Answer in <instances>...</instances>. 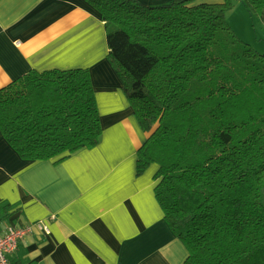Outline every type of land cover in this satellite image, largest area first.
<instances>
[{
	"label": "trees",
	"instance_id": "16d2710c",
	"mask_svg": "<svg viewBox=\"0 0 264 264\" xmlns=\"http://www.w3.org/2000/svg\"><path fill=\"white\" fill-rule=\"evenodd\" d=\"M86 1L101 14L109 61L148 134L137 175L158 166L155 196L187 246L184 264H264V54L227 21L235 1L264 17V0ZM0 131L29 161L98 147L90 71L31 70L0 88ZM16 212L0 201V224ZM15 252L10 264H35Z\"/></svg>",
	"mask_w": 264,
	"mask_h": 264
},
{
	"label": "crops",
	"instance_id": "0c3cea01",
	"mask_svg": "<svg viewBox=\"0 0 264 264\" xmlns=\"http://www.w3.org/2000/svg\"><path fill=\"white\" fill-rule=\"evenodd\" d=\"M161 5L172 0H139ZM221 0H198L217 3ZM100 12L86 0H0V88L31 70L86 68L103 126L101 143L66 159H22L0 131V201L16 213L0 224L45 220L17 258L35 264H184L185 243L155 196L157 165L137 175L145 133L109 61Z\"/></svg>",
	"mask_w": 264,
	"mask_h": 264
},
{
	"label": "rangeland",
	"instance_id": "374dc122",
	"mask_svg": "<svg viewBox=\"0 0 264 264\" xmlns=\"http://www.w3.org/2000/svg\"><path fill=\"white\" fill-rule=\"evenodd\" d=\"M227 21L242 40L264 54V17L252 15L242 2L235 1Z\"/></svg>",
	"mask_w": 264,
	"mask_h": 264
},
{
	"label": "built area",
	"instance_id": "2783aa9c",
	"mask_svg": "<svg viewBox=\"0 0 264 264\" xmlns=\"http://www.w3.org/2000/svg\"><path fill=\"white\" fill-rule=\"evenodd\" d=\"M45 220H38L27 225H10L0 237V264H10L9 255L15 252L20 242L35 230L51 234V228Z\"/></svg>",
	"mask_w": 264,
	"mask_h": 264
}]
</instances>
